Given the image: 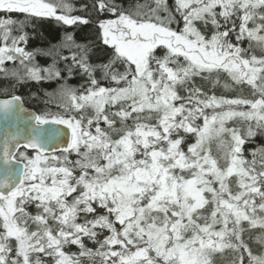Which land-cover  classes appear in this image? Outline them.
Segmentation results:
<instances>
[{
	"label": "snow or ice",
	"instance_id": "obj_1",
	"mask_svg": "<svg viewBox=\"0 0 264 264\" xmlns=\"http://www.w3.org/2000/svg\"><path fill=\"white\" fill-rule=\"evenodd\" d=\"M83 9L88 14H73L68 0H0L8 14L0 19V72L18 83L64 82L62 112L29 114L25 130L4 133L0 264H45L43 257L51 264H214L225 250L231 264H264V249L254 253L244 239L245 222L264 230V147L252 159L243 148L264 135V0L132 8L93 0ZM29 18L68 28L95 22L111 49L103 69L115 86L96 79L87 48L70 32L61 47L71 54L51 50L52 63L41 67L39 53L22 46ZM81 73V89L66 83ZM221 75L250 95L217 96L195 84L197 77L219 84ZM0 112L5 119L24 112L22 98L0 99ZM233 120L243 126L227 127Z\"/></svg>",
	"mask_w": 264,
	"mask_h": 264
},
{
	"label": "trees",
	"instance_id": "obj_2",
	"mask_svg": "<svg viewBox=\"0 0 264 264\" xmlns=\"http://www.w3.org/2000/svg\"><path fill=\"white\" fill-rule=\"evenodd\" d=\"M135 1H141L146 3L148 0H116L118 4L125 8H132L135 4ZM74 7L73 14L86 15L83 9L84 4H91L93 0H68ZM168 4L170 7L173 6L174 0H168ZM8 14L0 12V19H4ZM93 20L95 18V14H91ZM10 18L17 20H25V17L22 14L13 13ZM102 18H109L107 16ZM201 27V31H205L203 26ZM25 32H27L28 40L26 45H22L26 47V50L33 51L39 53L36 56V62L41 67H47L52 63V58L47 53L51 50L58 51L61 56H69L71 54L70 50L67 48H62L61 44L64 39L65 33L70 32L75 41L87 48V59L90 64H92L97 70L95 73L96 79L100 81L103 86H115L114 82L105 78V72L103 66L108 64L111 59V49L108 46L103 45L102 41L98 36V28L95 22L90 23L88 25H81L77 28H68L67 26L58 23L56 20L51 18H29L26 20ZM15 34V33H14ZM162 50L158 49L157 53L160 54ZM14 66V65H12ZM60 67H63L61 64ZM114 71H123L121 66H116ZM215 78L211 77L207 79L210 83L209 88L205 89L204 85H206V80H203L199 77L195 78L196 86L205 90L218 88V85H222V83L215 84ZM64 83L58 80H45L39 83L37 82H24L18 83L15 80L10 79L7 81L6 79H0V98H5L6 96H10V94H18L23 99L26 107L35 110L38 114H42L45 112L59 113L62 112L63 109L60 105L64 102L62 98L58 95L60 92L61 84ZM66 83L74 89H81L86 83V77L81 74H77L71 78H69ZM180 91V90H179ZM181 95H184L182 90L180 91ZM113 111L115 109H112ZM74 115L76 113H73ZM85 115H92L91 109L85 111ZM154 123L155 121H149ZM197 123H201L197 121ZM101 127H106V125L101 124ZM194 142V138L191 136L186 137V143ZM262 146L259 139L252 141V143H245L244 155L248 159H252L250 153H248V149H253L255 147ZM208 147L213 156L220 155V147L219 140L212 139L208 143ZM75 155L72 153L70 155V159L74 160ZM234 187V186H233ZM29 212L35 213V209L29 208ZM99 212L102 210L98 209ZM205 214H207L208 209H205ZM119 227V226H118ZM246 231L244 233V239L249 244V247L253 250L254 253H259L262 249H264V243H261V237H264V230L259 228L257 229H248L247 224H244ZM106 233L101 232L100 235L103 236ZM86 246L90 248H95L96 245L93 241L85 238ZM71 253H78V246H69L65 249ZM233 258V254L229 250H225L223 253H217L214 257V261L217 264H231V260ZM45 264H51V261L48 257H43Z\"/></svg>",
	"mask_w": 264,
	"mask_h": 264
},
{
	"label": "rangeland",
	"instance_id": "obj_3",
	"mask_svg": "<svg viewBox=\"0 0 264 264\" xmlns=\"http://www.w3.org/2000/svg\"><path fill=\"white\" fill-rule=\"evenodd\" d=\"M154 3H155V0H148L146 3H143L141 1H138V2L135 1L136 5H152V6H154ZM173 26L175 27V25H173ZM204 29L207 33L209 32V29H206V28H204ZM242 46L247 47L248 42L245 41ZM255 53L257 55H260L261 54L260 49H258V48L255 49ZM6 67H8L9 69H12L15 66H12V64L9 63L8 65H6ZM0 78H1V80L6 79L7 81H10V79L14 80L10 76H5V74L2 72H0ZM213 78H215V77H213ZM209 79L211 80V77H209ZM219 79H220V83H222V85H218V88L214 87L215 88L214 90L213 89L205 90V92H208L209 94L214 93L217 96H224V97H228V98H233V97H237V96H249L250 95V90L247 87L237 89L234 85H232V82L229 80V78L226 75H221ZM209 84L210 83L207 81L206 85H204V88L205 89L209 88ZM225 85H227V87H225ZM179 90L181 91L182 89H179ZM182 92H183V90H182ZM183 94H184V92H183ZM208 111L210 112L211 110H208ZM199 122L202 123V121H199ZM226 126L227 127H242L243 122H237V121L233 120V121H229ZM225 138H227V137H225ZM256 139L260 140V143L262 144V146L255 147L252 150L248 149V151H249L248 153H250V155L252 154L253 151H258L261 147H264V135H260V134H257L254 138L248 140L246 143H248V142L252 143V141H255ZM74 155H75L74 160L78 159V157L76 156L75 153H74ZM251 158H252V155H251ZM245 224H247V222H245ZM214 257H213V259H214ZM214 264H217V263L214 261Z\"/></svg>",
	"mask_w": 264,
	"mask_h": 264
},
{
	"label": "water",
	"instance_id": "obj_4",
	"mask_svg": "<svg viewBox=\"0 0 264 264\" xmlns=\"http://www.w3.org/2000/svg\"><path fill=\"white\" fill-rule=\"evenodd\" d=\"M23 109L24 112L18 113L15 116H10L8 119H5L4 114L0 112V146H2L4 133L6 131H23L26 128V122L29 121V114L39 115L35 110L27 108L24 103Z\"/></svg>",
	"mask_w": 264,
	"mask_h": 264
},
{
	"label": "flooded vegetation",
	"instance_id": "obj_5",
	"mask_svg": "<svg viewBox=\"0 0 264 264\" xmlns=\"http://www.w3.org/2000/svg\"><path fill=\"white\" fill-rule=\"evenodd\" d=\"M1 79V78H0ZM16 95H18V94H16ZM20 96V95H19ZM6 97H10V96H6Z\"/></svg>",
	"mask_w": 264,
	"mask_h": 264
}]
</instances>
